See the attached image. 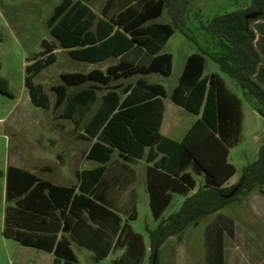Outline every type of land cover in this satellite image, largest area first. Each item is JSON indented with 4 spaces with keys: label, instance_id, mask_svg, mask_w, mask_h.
Segmentation results:
<instances>
[{
    "label": "trees",
    "instance_id": "1",
    "mask_svg": "<svg viewBox=\"0 0 264 264\" xmlns=\"http://www.w3.org/2000/svg\"><path fill=\"white\" fill-rule=\"evenodd\" d=\"M134 1L120 3L119 12L108 16L112 4L115 2V0H108L100 14L102 18L96 22L94 32H90L89 29L97 16L91 11L85 8L87 14L81 21L83 14L74 5L71 6V0H62L55 6L47 21V27L50 35L58 41L62 49L68 50L71 58L96 63L110 56L120 57L119 63L108 67L105 73L93 70L87 74H62L60 78L63 85L53 88L57 94L56 106H59L65 99V86H78L86 82L107 86L113 81L129 78L136 74L159 73L165 77L171 74L172 56L168 53H158L174 33V27L170 24L147 23L158 18L164 10L174 9L175 0ZM176 11L178 10L176 9ZM249 13H259V17L254 20H246L245 16ZM172 19L174 21L175 16ZM258 20L264 22V0H251L248 7L217 16L207 26H203L210 40L206 42V46L199 53L188 57L178 85L170 95V100L175 104L193 114H201L199 122L217 134L219 141L228 147L239 142L240 100L226 91L219 75L210 74L202 77L204 61L205 57L212 59L222 73L234 80L250 106L264 117V88L255 78L261 62V55L254 47L255 34L251 28V24ZM133 46L139 47L151 56L149 63L133 65L125 61L124 54ZM41 48L43 49L41 52L43 58L36 59L34 54L32 58H27V61L31 60L32 63L28 62L25 66L24 85L32 104L47 108L48 96L41 85L34 84L33 78L55 61V56L52 53L54 45L43 40ZM0 93L11 96L8 82L1 76ZM112 94L110 92V100H113ZM157 96H166L161 85H148L139 80L122 103L123 110L108 119L114 111L116 103L114 106L111 105L106 116L100 117L99 121L93 124L92 129H88V134L91 137H94L100 130L97 138L98 143L94 145V150L90 155L95 157V149H98L101 152L99 159L106 161L111 149L115 148L120 152L130 153L132 148L142 150L145 145H152L155 142V137H151L153 136L151 133L153 127L151 128L150 124L135 116L137 109L129 105L137 103L138 106H141V103L144 104L146 100ZM76 98L78 100L85 99L84 101L91 105L96 99V94L93 89H89L82 96L77 95ZM116 100L115 102H117ZM86 108L87 106L84 107L85 112L82 116L86 114ZM72 113L70 108L66 115L69 116ZM165 140L171 144L170 147L164 150L159 144L157 149L173 156L176 146H179L183 150L179 164L181 169H185L192 163L195 173L204 172V185L193 195L185 198L179 209L168 217L159 219L168 202L163 204L158 212L154 211V218L159 222L153 230L148 231L150 246L147 264H152L154 254H156L155 264H157L158 250L169 237L175 236L181 239L188 227L197 226L203 218L230 204L238 195L247 194L256 186L264 189V142L258 150L257 159L244 168L238 182L233 186L223 187L224 183L235 174V168L226 162V156L224 166L227 175L222 177L219 164L211 160H207L208 164H203L201 158L199 159L183 143ZM138 155L140 156V154ZM157 167L159 166H154L149 170H154ZM160 168L165 171L159 172V175L164 179L172 181L169 175H174L178 178L175 181L184 183L185 186L178 190L179 193L187 195L188 191L195 187V181L189 174H173L169 170V166L165 167L163 164ZM102 173L103 168H98L82 175L94 184ZM237 184H240L237 193L231 198H225L224 196ZM78 191L77 194L75 187L57 186L38 179L28 171L8 166L5 186L7 204L4 211L2 236L18 242L22 246L52 253L55 264H78L69 240L64 236L57 239V233L60 231L62 233L70 232L78 242L76 231L84 223V212L90 219L95 220L93 214L98 209L112 215L116 222L119 221V218L111 211L89 198L90 196L94 197V194H91L87 188L79 186ZM151 201L153 202V195ZM115 246H123L125 251L118 260H114L111 264L141 263L144 254L141 238L132 233L126 224L122 227ZM214 251L215 259L210 261V264H220L222 253L219 246ZM107 253L108 250L95 251V260L103 259Z\"/></svg>",
    "mask_w": 264,
    "mask_h": 264
},
{
    "label": "crops",
    "instance_id": "2",
    "mask_svg": "<svg viewBox=\"0 0 264 264\" xmlns=\"http://www.w3.org/2000/svg\"><path fill=\"white\" fill-rule=\"evenodd\" d=\"M107 1L108 0H71V6L74 5L77 10L82 12L83 15L81 17L82 18L81 21L84 20L85 18L84 16L85 14H87V10L91 11L93 14L97 16L95 22L92 24V26L89 29L90 32H94L96 27V22L100 18H102L100 14ZM129 1L135 2L134 0H115V2L112 4L111 11L108 13V16H113L117 14V12H119L120 10L119 4L122 2H129ZM96 3L97 5L100 3L99 4L100 6H98V8H94L93 6V4ZM85 8L87 9L86 11L84 10ZM164 13H166V10H164L163 13L158 18L150 20L147 24L172 25V21H167V22L160 21ZM251 28L255 34L254 47L261 55V62L260 65L258 66L257 74L255 78L256 81L261 85V87L264 88V22L260 20L254 21L251 24ZM174 33L172 34V36L174 35ZM172 36L166 41L164 47L159 51L158 54H163V53L170 54L172 56V69H173V55L172 53L165 51L166 44L172 38ZM209 40L210 38L206 34L205 44ZM52 43L54 45V50L52 51V53L55 56V61H56L55 51L57 48H61V47L59 46L57 40L56 42L52 41ZM201 49L202 48H200L198 52L188 53L187 55L184 56L181 71L177 78V83L171 88L170 91H167L164 88V86L161 85L160 83H149L148 81H146L145 76L151 74H159V73H149L144 75L136 74L129 78H125V79L122 78L113 81L109 83V85L107 86H103L93 82H86L78 86H65V99L61 102L59 106H56L57 94L53 88L59 85H63V83L61 81V83L51 87V90L55 93V101H54L53 109L61 110L59 115V119H61V123L58 124V127L61 130H64L65 132L74 131L75 139L88 143V146L84 149H80L78 156L74 161V164L73 162H68V161H65V163L62 162L63 154L61 147L58 149V153L56 154V158L58 159V162H55L53 159L51 161L52 163L53 162L57 163L56 168L53 166V164L52 167L50 166L51 164L47 166L38 167L37 170L25 166H21L19 165V163L18 165L20 167L13 165H9V166L28 171L34 174L38 179L43 181H48L57 186L75 187L77 194L79 193L78 191L79 186L85 189L87 188L88 191L91 192V194H94V197L96 198L93 199L94 197L90 196L89 197L90 199L94 200L95 203L99 204L103 208L111 211L115 216L119 218V221L116 222L112 215L108 214L107 212L101 209H98V211L95 214H93V218H95V220H92L90 219L88 214L84 212L83 214L84 223H82L80 228L77 229L76 231L78 242L72 237L70 232L62 233L60 231L57 233V239H60L62 236H64L69 240L70 247L73 250V252H74L73 245H75L78 248L89 251L91 253L90 257L94 263H99L101 261L110 258L109 264H111L114 260H118L124 254L125 247L115 246V244L117 237L121 232L122 227L126 224L131 229L132 233L139 235L141 238L142 246L144 248V254L140 264L145 263L146 258H148L149 256L150 243L146 239L143 233L136 231L132 226V222H135L139 218L140 211L143 212L146 218L147 226H149L151 222H153L154 226L156 227L159 220H156L154 218V211L158 212L162 208L163 204L165 203L167 204L168 202L165 209L162 211L159 219H164L168 217L171 213L179 209L185 198L193 195L199 188H201L204 185L203 183L205 177L204 172L199 171V173H195L192 168V163H190L188 167H186L185 169H181L180 167L181 165L179 164L183 150L179 146H176L175 154L173 156H169L167 155V153H165V151L157 149V146L159 144L161 147L164 148V150L170 147L169 145L171 144L165 139H168L176 143H183V145L187 147L190 151H192L193 154L199 157V159L201 158L203 164L206 163L208 164L207 160H211L212 162L217 163L219 164V166H221L220 171L222 173H220V175L222 177H225L227 175L226 168L224 166V158L226 156V162L233 165L230 162V153H231V149L235 147L238 143L232 147H228L225 143L220 142L217 134H214L211 130H209L207 127H205L199 122L201 114H193L170 100V95L174 90V88L178 85L180 75L183 72L188 57L194 53H199ZM62 50L66 52L69 58H71L68 54L67 49H62ZM123 58L125 59V61L133 65H146L147 63H149L151 56L148 55L144 50L140 49L139 47L133 46L132 48H130L129 51H127L124 54ZM207 58L209 57H205L202 77L209 76L210 74L219 75V77L222 79L224 83V87L226 91L240 100V113H241L240 135H241L242 124H243V111H242L243 100L246 101L249 105L250 103L246 100L242 90L238 87V85L234 82L233 79L232 80L234 82V86L231 87L228 85L226 79L223 78L214 69H212V71H210L209 73H205L207 66ZM71 59L75 60L73 58ZM55 61L52 64H54ZM119 61H120V57H114V56H110L107 59L96 63L78 61V62L87 63L89 66L84 71L81 72L66 71L64 73H61L60 76L62 74H71V73L87 74L93 70H98L102 73H105L108 67L118 64ZM27 63L28 62L26 59L25 66L27 65ZM52 64H50L49 66H51ZM49 66H47L46 68H48ZM46 68H44L43 70H45ZM172 69H171V74H172ZM43 70H41L38 74H36L34 78L37 75H39ZM171 74L168 77H170ZM34 78H33V82H34ZM130 79H133V81L125 82V81H129ZM139 80L144 81L148 85H161L166 92V96L164 97L157 96L151 98L149 100H146L144 104L141 103V106H138L137 103H130L129 105L137 109L135 112L136 114L135 116L141 118V120H143L147 124H150L151 128L153 127V130L151 131L153 136L151 137H155V142L152 145L150 144L145 145L142 148V150L139 148H132L130 153H123L115 148L111 149L108 159L106 161H102L101 159H99L101 152L98 149H95V153L93 152L95 154V157L91 156L90 153L92 152V150H94V145L98 143L97 138L100 130L94 137H91L88 134V129L90 128L92 129L93 124L94 123L96 124V121L98 122L99 121L98 119L100 117L106 116L111 105L114 106L116 103L114 107V111L108 117V119L113 114H116L119 111L123 110V107L121 106L122 103L130 95L132 88ZM34 84L41 85L43 87V91L45 92L44 86L41 83L34 82ZM235 87L238 88L240 92H238ZM89 89H93V91L96 94V99L91 105L89 102L84 101L85 100L84 98H83L84 100H78L76 98L77 95L82 96L83 93ZM110 92L113 93L111 95L113 100H110L109 98ZM115 99H117L116 100L117 102H115ZM86 106L88 109L86 108L87 110L86 114L82 116L85 112L84 107ZM49 107H50V98L48 96V107L47 108L37 107V108H40L42 110H48ZM70 108L73 113L68 116L66 115V113ZM65 124H68L69 126L66 128ZM39 141L40 139H38L36 145L40 144ZM40 150H41L40 148H36V150L33 151V156L34 155L37 156L38 154H40ZM64 151L65 154H67L70 158H72L77 153L75 150L73 151L69 147L64 149ZM138 154H140V156ZM37 159H41V157L39 156ZM83 162H93L94 165H92L91 167L80 168L79 165L82 164ZM162 164L165 165V167L169 166V170L173 172V174H177V173L179 175H181L182 173L189 174L192 177V179H194L195 181V187L189 190L187 195L179 193L178 190L180 188H183V186H185L184 183L181 184L180 181L179 182L175 181L178 178L174 177V175H169L172 178V181L166 180L163 177H161V175H159V172H165L163 169L160 168ZM154 166H159V167L155 168L154 170H149ZM66 168L69 169L68 172L71 173L70 175H74L75 180L71 181L68 179V175H67L68 172H66ZM98 168H103V173L94 184L91 183L86 177H83L82 174L88 171L96 170ZM48 172H50V174ZM148 172H149V180H148ZM234 175L231 176L224 183L223 187H230L238 182L233 179ZM42 176L50 177L52 181L45 179ZM5 186H6V172H5ZM152 195H153V202L151 201ZM228 205H226L225 207H227ZM225 207H223L216 213L209 215L210 217L211 216L217 217V220L214 222V230H216V237L219 236L221 239V243L218 245L222 253L220 264H241V262L237 260L235 261L233 259L228 260L226 258V248H225V242L223 240H225L226 235H230L232 232H234V230L237 229L238 224H236L235 222L231 221L226 216H224L225 214L224 215L221 214L222 213L221 210H223ZM3 221H4V217H3ZM153 229L147 227L146 228L147 235H148V231ZM6 240H11V239H6ZM20 246L21 248L19 250V254L24 258L20 257V258H14L12 260V258H10L9 255H7V253L4 252L1 254L2 258L0 259V264H55L54 255L52 253L28 246H22V245ZM106 250H108L107 255L103 259L96 261L95 251L104 252ZM77 261L78 264H80L78 258Z\"/></svg>",
    "mask_w": 264,
    "mask_h": 264
},
{
    "label": "rangeland",
    "instance_id": "3",
    "mask_svg": "<svg viewBox=\"0 0 264 264\" xmlns=\"http://www.w3.org/2000/svg\"><path fill=\"white\" fill-rule=\"evenodd\" d=\"M62 0H0V76L8 82L11 96L0 93V259L2 253H7L12 260L24 258L20 256L19 243L6 240L2 236L5 208V172L9 165L25 166L31 169L53 166L52 159L58 162L56 154L62 147V162H73L80 149L88 143L76 140L75 132H65L58 127L60 109H53L55 93L51 87L61 83L60 74L66 71L81 72L89 66L69 58L61 48L55 51L56 61L34 78L35 83H41L50 98L48 110L35 107L29 98L24 85L25 63L27 58H43L41 43L46 40L56 42L51 37L47 21L54 7ZM251 0H175L172 10L166 11L161 22L172 21L175 33L168 41L165 51L173 55V69L170 77L159 74L145 76L149 83H160L167 91L177 83L184 56L198 52L205 47V30L203 26L215 17L248 7ZM100 4V3H99ZM93 4L94 8L100 5ZM176 9L178 11H176ZM176 11V13H175ZM175 13V14H174ZM174 14V15H173ZM175 16L173 21L172 17ZM171 23V22H170ZM32 63V61H27ZM214 69L226 79L229 86L234 82L222 74L219 66L207 58L205 73ZM132 82L133 79L125 82ZM236 88V87H235ZM232 89V88H231ZM238 92L240 90L236 88ZM243 124L238 144L231 149L230 162L236 172L234 180L238 181L244 168L257 159L258 150L264 142V117L254 111L243 100ZM39 122V124H38ZM66 128L69 126L65 124ZM36 139L40 144L36 145ZM71 148L77 153L70 158L64 149ZM40 148L41 159L33 156V151ZM35 159V160H34ZM61 162V163H62ZM19 163V165H18ZM93 162H83L80 168L91 167ZM20 167V166H19ZM66 168V172H68ZM50 174V172H48ZM47 174V173H46ZM68 172V179L75 180ZM51 180L50 177L42 176ZM221 214L238 224L237 229L226 235V258L237 260L241 264H264V189L256 186L247 194H241ZM217 217H207L197 226L188 227L181 239L170 237L158 250L157 264H210L215 259L214 249L221 243L216 237L214 222ZM136 231L144 234L149 241L146 228L153 229V222L147 226L142 211L139 218L132 222ZM74 252L80 264H109L110 258L94 263L91 253L73 245ZM148 263L146 258L145 263Z\"/></svg>",
    "mask_w": 264,
    "mask_h": 264
},
{
    "label": "water",
    "instance_id": "4",
    "mask_svg": "<svg viewBox=\"0 0 264 264\" xmlns=\"http://www.w3.org/2000/svg\"><path fill=\"white\" fill-rule=\"evenodd\" d=\"M257 17H259V13H249L245 16L246 20H254ZM240 188V184H237L228 194H226L224 197L225 198H231L233 197L237 191ZM155 259H156V254H154L153 259H152V264H155Z\"/></svg>",
    "mask_w": 264,
    "mask_h": 264
}]
</instances>
